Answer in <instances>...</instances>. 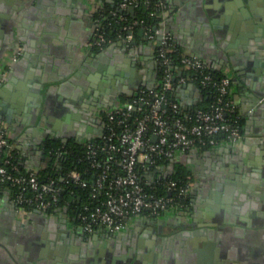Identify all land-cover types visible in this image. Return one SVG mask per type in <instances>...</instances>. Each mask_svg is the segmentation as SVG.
I'll return each instance as SVG.
<instances>
[{
  "label": "crops",
  "instance_id": "1",
  "mask_svg": "<svg viewBox=\"0 0 264 264\" xmlns=\"http://www.w3.org/2000/svg\"><path fill=\"white\" fill-rule=\"evenodd\" d=\"M61 1L47 0L37 8L36 0H15L14 19H5L0 26V110L23 92L29 94V84L40 80L45 114L51 115L37 125L18 126L25 114L35 121L32 107L24 109L25 104L16 103L10 109V122L4 120L6 113L0 114V125L6 126L13 146L24 149V169L42 165V153L34 144L46 136V123L56 124L61 133L72 137L76 130L57 114L62 115L72 100L80 105L85 98L93 99L87 91L92 89L89 84L102 86L97 96L109 91L103 85L106 72L129 71V64L124 63L128 51L120 41L109 45L108 53L89 47L96 11L114 0ZM237 3L249 12L247 18L238 14ZM163 21L185 52L199 55L213 69L230 75L231 96L243 125L242 135L232 143L176 156L175 163L190 174L191 206L163 216L162 232L171 237L164 250L176 252L182 259L188 256L181 264H197L198 257L201 262L218 263L224 258L230 264H264V101L258 100L264 94V0H165ZM144 50L139 42L133 44L135 66L130 72L150 80L152 68L141 63ZM94 54L99 56L103 77L92 70L96 68ZM126 88L121 99L98 105L109 108L120 103L132 87ZM198 92L196 87L186 86L175 95L184 103L198 105L202 101ZM85 104L86 111L75 114L89 119L90 104ZM84 126L80 134L97 133L95 126L89 130ZM61 217L34 211L20 215L2 187L0 264H26L16 262L13 252L20 255L26 248L38 250L47 220L56 230ZM147 223V218H132L125 228L140 229ZM32 264L50 261L38 259Z\"/></svg>",
  "mask_w": 264,
  "mask_h": 264
},
{
  "label": "built area",
  "instance_id": "2",
  "mask_svg": "<svg viewBox=\"0 0 264 264\" xmlns=\"http://www.w3.org/2000/svg\"><path fill=\"white\" fill-rule=\"evenodd\" d=\"M139 3L151 7L148 16H160L157 25L145 23L143 18L128 21L124 14L112 11L125 20L124 33L106 38L98 31L101 20L94 17L89 47L100 50L120 41L129 49L132 40L147 44L155 53L150 83L134 85L120 103L104 108L96 134L72 137L80 149L60 146L48 150L47 154H54L50 172L38 173V167L20 170L11 158L21 156L24 149L14 147L6 126L0 125V183L13 188L5 187L20 215L35 209L45 215L65 213L86 232H116L132 218L187 211L190 180L173 177L176 156L232 143L242 135L230 75L216 74L202 57L183 50L164 25L165 0H118L117 6L119 12L130 11ZM135 28L141 31L139 38L133 36ZM190 84L200 91L201 99L207 97L206 103L187 104L171 96V90L176 94ZM259 101H264V94ZM45 137L52 138L46 134L42 139ZM38 149L43 155L41 142ZM68 152L76 162L65 167L59 159ZM50 158H42L41 167Z\"/></svg>",
  "mask_w": 264,
  "mask_h": 264
},
{
  "label": "flooded vegetation",
  "instance_id": "3",
  "mask_svg": "<svg viewBox=\"0 0 264 264\" xmlns=\"http://www.w3.org/2000/svg\"><path fill=\"white\" fill-rule=\"evenodd\" d=\"M149 55L150 58L146 61L149 62L150 67L146 66L152 68L155 56L153 50L149 52ZM128 69L130 72L131 65L128 66ZM122 78L125 77L117 72L114 74L111 71L106 72L103 85L109 91L90 104L89 111H91L92 117L90 118L97 131L100 130L103 118L102 110L106 106H99L100 103L106 104L110 100L121 99L125 90L128 89L126 87L131 88L130 84H134L133 82L126 84ZM67 138L70 137L67 136ZM163 221H165L163 217L148 218V223L140 229L123 228L116 232L98 229L86 232L68 217L63 222L65 227H58L56 230L51 228L52 226L47 220L46 226L49 227V230H42V234L46 233L43 235L44 238H40L42 239L38 250L41 253L40 259L49 260L52 264L54 262L58 264H147V262L151 264H181V260L188 259V256L182 259L176 252L164 250L165 244L171 237L163 234ZM67 223H70L71 226H67ZM26 254H28V250H24L20 255L13 252V257L15 259V257ZM183 263L185 264V262ZM201 264H230V262L223 258L218 263L204 260Z\"/></svg>",
  "mask_w": 264,
  "mask_h": 264
},
{
  "label": "water",
  "instance_id": "4",
  "mask_svg": "<svg viewBox=\"0 0 264 264\" xmlns=\"http://www.w3.org/2000/svg\"><path fill=\"white\" fill-rule=\"evenodd\" d=\"M46 1H44V0H36L37 8H40L43 5V2H46ZM63 1L64 2H71V0H63ZM76 1H78V0H76ZM13 2H15V0H0V26H2V22H4L5 19L9 20V22L14 19L15 16H14L13 9H15V5H13ZM58 2H62V1L61 0H57V3ZM237 5H238L237 12H239L238 14L240 16H243V17L247 18L248 15H249V12L247 13L245 10H243L241 4L237 3ZM7 6H8V8H7ZM129 10L132 11V7H130ZM31 13H32V17L34 18L36 13H37V10L34 9L33 11H31ZM94 27H95V23L93 22L92 26H91L92 31L94 30ZM114 42L110 43L109 45H111V44L113 45ZM136 42H137L136 40H132L131 43L135 44ZM109 45L105 46L104 48H101L99 51H106V53H108V50L110 49ZM121 45H122V43H121ZM140 45H143V47L145 48V50H144L145 57H141V59L143 58V60H145V61H142L141 63L150 67L149 62L146 61L148 58H150V55H149L150 46H148L147 44H142V43H140ZM127 51L128 52H126V54L129 57L124 59V63L129 64V66L131 65V68H134L135 60H134V55L132 53L133 47L127 49ZM94 58H95V60L93 61V64L94 65L96 64V66H95L96 68H92V70H93V72L97 73V74L95 73L96 75L100 74V76L103 77L104 73L100 69V67L98 66V63H99L98 54H94ZM97 66H98V68H97ZM118 73L121 76L125 77V78H122L124 80V83H126V84H127V82H133L134 83V84H130L131 87H133L134 85H139V84L148 85L150 83V80H151V79L148 80V78L146 80V79H144V78H142L140 76H136V75L133 76L131 74V72L130 73L127 72V71L125 72L124 68H122L121 70H118ZM135 76H136V78H134ZM42 86H43V81H40V80L34 81L33 83L29 84V87L27 88V90H29L28 91L29 94H26L27 93V91H26V92L22 93V96L19 95L20 98L16 97V98H18L17 100L16 99H14V100L11 99L12 103H10L9 106H4L2 108V110H0V114L2 112L6 113L5 116H4L5 117L4 120L10 122V115H11L10 109H13L14 108L13 106H15L16 103H18L20 105L21 104L22 105L25 104L24 109L25 108L27 109L29 106L32 107V109L34 111V117H35V121L32 122L30 120V118H29L30 116L25 114L24 116H22L20 122L18 123V126L23 125V124L29 125L30 123H33V124L35 123L36 124V123H39L40 121H42V119H44L45 121H46V119L50 120L51 119V115L48 116L47 114H45V99L42 98L41 90H40L42 88ZM189 86L196 87L193 84H190ZM89 87H91L92 89L88 88L87 91H88V94H91V98L93 97V99L85 98L84 100H81V98H79V96H78L76 98L81 100V101L78 100V102L80 101L79 102L80 105L76 104V102H74L72 100L70 102L71 104H68V108L66 109V111L62 115L57 114V115H59L58 117H60V118H61V116H63V119L65 120V123H67V126H72L76 130V133L72 134V137H78V136L79 137H89L90 134H86V133L80 134L81 133L80 129L82 127H85L84 125H86V124H87V129L88 130L91 127L92 128L94 127V123H93V121H91V118H92L91 115H90L91 118L88 119L87 117L86 118L85 117H83V118L81 117L80 118L78 115L75 114V113H78V112L84 113V111H86L85 110V107H86L85 103L88 102L89 104H93V102L96 101L98 97H100V96H97V94L98 93L101 94L102 86L89 84ZM44 89H46V88H44ZM131 91L129 90L128 93L131 92ZM198 93H200V92H198ZM30 95H31V97H29ZM77 99H76V101H77ZM258 100H259V98H258ZM261 102H263V101H261ZM83 120H84V123H83ZM46 124H47V127H48V128H46V134L48 136L58 137V138H61V140H64V141L67 140V136L59 131L60 129H59V127L56 124H53V123H46ZM41 139L42 138H39V139L36 140L37 144L36 145L34 144V148H39ZM17 147L23 149L22 146H17ZM172 166L173 165H170L171 168H172ZM12 204H13V202H12ZM34 212L39 213V214H44L39 209H35ZM59 220H60V224H58V227H60V228L65 227V225L63 224V222L66 220L65 213L62 214V218H60ZM67 226H71V224L67 223ZM45 229L49 230V227L45 226ZM160 231H161V229H160ZM212 242L210 243L211 245L213 244ZM207 244H209V243H207ZM26 250H28V254H26L25 256H21V257L18 256L17 258L15 257L14 260L16 262L18 261V262H24L26 264H32V263L36 262L38 259L41 258V253L38 251L39 249L37 250V248H35L36 251H33V248H26ZM197 256H199V255H197ZM200 262L201 261L199 260V257H198L197 264H200ZM50 264H52V263H50ZM53 264H58V263L54 262ZM147 264H151V263L147 262Z\"/></svg>",
  "mask_w": 264,
  "mask_h": 264
},
{
  "label": "trees",
  "instance_id": "5",
  "mask_svg": "<svg viewBox=\"0 0 264 264\" xmlns=\"http://www.w3.org/2000/svg\"><path fill=\"white\" fill-rule=\"evenodd\" d=\"M117 1L114 0L112 4L110 3H105L103 6H101L95 13L96 18H99L101 20L100 27L98 29L99 32L103 34L106 38H114L115 35L117 34H122L124 33V30L121 29L122 24L125 23V20H119L116 15L112 14V11H116V13H122L126 16V20L130 21L134 18H143L145 23L148 24H153L157 25L160 21V16L159 15H154V16H148L147 12L151 8H146L143 4L139 3L137 6L132 9V11H121L119 12L118 6H117ZM156 0H152L154 2ZM153 6V4H152ZM154 7V6H153ZM159 9V8H158ZM160 11V10H159ZM140 29L135 28L133 30V36L136 38H139L140 36ZM216 74H221V72L213 69ZM171 96L175 97V94L173 90H171ZM207 97H203L201 103H206L207 102ZM8 141L10 142L11 140L8 138ZM61 146V147H60ZM41 147L43 149V155L42 158L47 157L48 155L51 156L50 159L47 160V163L43 167H38L36 170L38 173H46L50 172L53 170L54 166V154H47L51 148H70V147H75L77 149H80V144L78 141L74 140V138L70 137L68 138L65 142L61 140V138L58 137H45L42 139L41 142ZM62 166H70L72 165L73 162H76V157L69 152L64 154L62 158L59 159ZM11 161L15 163L20 170H23L24 168L21 165V156L18 154H14V157L11 158ZM55 165V164H54ZM175 173L173 174V177H179L182 182H187L190 180V174L189 171L186 170L184 166H182L180 163H175ZM181 182V181H180ZM179 182V183H180ZM9 187V190L12 191L13 189L11 186L7 185L6 183H0V189L2 187Z\"/></svg>",
  "mask_w": 264,
  "mask_h": 264
}]
</instances>
